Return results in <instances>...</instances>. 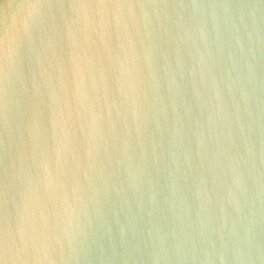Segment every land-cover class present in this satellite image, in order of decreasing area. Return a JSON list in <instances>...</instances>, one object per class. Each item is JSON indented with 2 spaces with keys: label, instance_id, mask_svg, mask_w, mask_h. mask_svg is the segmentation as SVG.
Returning <instances> with one entry per match:
<instances>
[{
  "label": "water",
  "instance_id": "water-1",
  "mask_svg": "<svg viewBox=\"0 0 264 264\" xmlns=\"http://www.w3.org/2000/svg\"><path fill=\"white\" fill-rule=\"evenodd\" d=\"M0 264H264V0H0Z\"/></svg>",
  "mask_w": 264,
  "mask_h": 264
}]
</instances>
